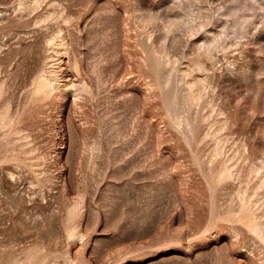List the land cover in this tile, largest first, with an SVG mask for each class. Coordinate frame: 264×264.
I'll list each match as a JSON object with an SVG mask.
<instances>
[{
	"label": "rangeland",
	"instance_id": "rangeland-1",
	"mask_svg": "<svg viewBox=\"0 0 264 264\" xmlns=\"http://www.w3.org/2000/svg\"><path fill=\"white\" fill-rule=\"evenodd\" d=\"M0 264H264V0H0Z\"/></svg>",
	"mask_w": 264,
	"mask_h": 264
}]
</instances>
